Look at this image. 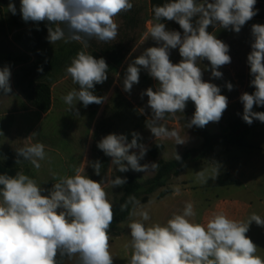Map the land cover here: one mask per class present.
I'll return each instance as SVG.
<instances>
[{"label": "clouds", "instance_id": "1", "mask_svg": "<svg viewBox=\"0 0 264 264\" xmlns=\"http://www.w3.org/2000/svg\"><path fill=\"white\" fill-rule=\"evenodd\" d=\"M256 3L257 0H203L199 4L196 0H171L153 7L154 17L147 35L159 46L148 47L127 66L123 90L130 93L133 85L139 83L141 68L157 81L155 90L149 87L141 93L142 98L145 95L148 98L152 123L147 127L155 137H176V144L185 142L159 121L166 115L183 113L189 100L194 103L195 112L186 123L187 128H203L209 122L220 121L228 107V98L221 94L220 87L202 79L197 62L207 59L212 77L222 78L219 69L230 64L232 58L229 46L207 29L218 23L223 29L239 33L257 15ZM132 7L131 0H20L19 12L25 22L48 21L50 43L77 41L87 47L88 40L93 38L105 43L115 40L119 27L115 18ZM8 11L15 15V4L10 2ZM164 20L175 21L182 33L168 30ZM251 34L252 50L247 63L253 77L250 86L255 91L244 92L239 97L243 104L242 119L249 125L254 119L264 123V112L253 111L254 105L264 106V24H253ZM177 48L182 59L174 64L170 50ZM66 72L79 86V90L73 89L62 97L69 110L77 102L85 108L105 102L104 97L93 91L97 84L108 79L104 58L97 59L80 51ZM10 77L9 67L0 69V91L4 94L12 91ZM226 87L229 91L233 89L230 82ZM139 139L136 132L132 133L130 143L125 135L111 133L102 137L97 147L121 173L129 169L137 172H146L149 167L156 169L157 163H140L148 149L138 143ZM44 149V144L34 143L16 151L39 169V161L46 156ZM131 149L139 152L130 154ZM176 159L181 158L177 155ZM92 166L99 176L101 163L96 161ZM215 171L217 177L219 168ZM196 176L200 183L206 184L209 179L203 171ZM56 179L49 194L42 195L44 189L22 171L14 176L0 174V264H60L58 256L75 257L77 264H113L109 228L114 211L104 182L81 175L79 168L72 176ZM109 183L112 187H122L127 178L116 176ZM174 191L178 194L179 187ZM128 203L139 202L134 196L129 197L120 206L122 211ZM130 215H138L140 219L132 220L127 226L132 249L127 264H264V258L256 255L257 246L246 235L252 222L264 227V218L256 213L247 222L215 213L206 224H201L193 220L194 204L185 202L182 212L174 213L163 225L146 224L150 219L147 211Z\"/></svg>", "mask_w": 264, "mask_h": 264}, {"label": "rangeland", "instance_id": "2", "mask_svg": "<svg viewBox=\"0 0 264 264\" xmlns=\"http://www.w3.org/2000/svg\"><path fill=\"white\" fill-rule=\"evenodd\" d=\"M10 2L15 4L17 9L15 15L8 11ZM131 2L132 9L122 12L115 18L119 26L115 40L105 43L93 38L88 40V46L85 47L83 43L77 41L59 40L50 43L47 39L50 26L48 21L25 22L19 12L20 0H0V69L9 67L12 89L7 94L0 91V126L5 128V125H10L5 121L15 116L17 122L13 125L34 132L33 142L45 145L46 156L39 161L41 167L38 171L43 176L42 181H46L44 186L47 193L52 188L50 184L53 180H57L59 176H72L75 174V169L79 168L81 175H87L97 182H104L107 198L114 205L121 196L123 186L112 187L110 180L116 176L123 178L125 173L136 175L140 181L155 175L156 169L151 167L146 172L131 169L124 173L117 171V166L112 164L111 158L97 147L98 141L108 134H123L130 143L132 133H139L138 143L148 149L145 157L140 160L142 165L157 163L159 159L172 160L176 154L187 150V145L194 142L195 138H199L194 126L192 128L186 126L190 120L186 114L194 112L193 107H185L183 113L178 112L175 116L166 115L162 121H159V124L169 131H175L179 139L185 141L183 144H176V137H155L151 133L147 127L152 123L151 110L147 107V96L142 98L141 93L149 87L155 90L157 81L151 78L145 69L141 68L139 83L133 85L130 93L123 90L127 66L148 47L159 46L147 35L151 24L147 20L144 1L131 0ZM51 26L55 28L57 25ZM60 27L64 28L63 25ZM65 32L67 33L66 28ZM80 51L91 54L97 59L104 58L108 64V79L103 84H97L93 90L95 95L105 98L104 103L93 104L92 113H96L94 117L89 115L88 108H85L81 102H77L75 107L69 110L70 106L62 100V97L73 89L79 90V86L74 84L67 74L66 68ZM181 59L178 48L170 50V60L174 64ZM40 81L46 82L51 90L52 104L46 113L35 110L31 98L33 84ZM226 114L229 113H223L224 116ZM22 118L25 123L20 122ZM250 133L252 137L262 134L264 126L256 127ZM250 140L252 138H244L243 143ZM159 141L164 144V149L158 159H153L149 155V150ZM132 152L138 153L139 149H131L130 154ZM210 156L212 154L198 163L216 166L217 163ZM96 161L102 165L99 176L95 174L92 166ZM198 163L188 165L186 170L169 180L171 195L158 200L160 191H157L150 196L149 203L139 205L133 212L147 211L150 219L145 222L146 224L163 225L174 213L182 212L185 202H192L196 211L193 220L200 223L202 211L209 204L205 200L213 201L215 196L221 197L223 192L206 186L212 183L214 172L202 169L197 165ZM199 171H203L204 175L209 177L206 184L197 181L196 173ZM189 180L190 184L182 183ZM175 187L180 189L178 194L174 191ZM135 219L140 217L130 215L119 226L125 233L123 237L110 238L109 251L113 257V264H127L130 259L132 249L130 229L127 226ZM70 264H77V258L74 257Z\"/></svg>", "mask_w": 264, "mask_h": 264}, {"label": "crops", "instance_id": "3", "mask_svg": "<svg viewBox=\"0 0 264 264\" xmlns=\"http://www.w3.org/2000/svg\"><path fill=\"white\" fill-rule=\"evenodd\" d=\"M143 1L148 23L151 24L154 17L152 11L153 7L163 4H159L158 0ZM168 2H171V0H164L163 3ZM202 2L203 0H196V3L198 4ZM255 8L258 10L257 15L252 20L248 21L239 33H236L231 29H223L218 23L211 25L207 29L209 33L216 35L217 39L222 40L229 46V55L232 58L230 64L219 69V71L223 73L222 78L212 77L211 65L207 59L197 62L198 66L202 69V79L205 82H211L220 87L221 94L228 98V107L225 112L229 114H226L225 116L222 115L219 122H209L205 126L206 128L204 127L210 134L228 133V124L238 120L243 115V104L239 97L244 92L250 94V81L253 79L250 75V68L247 63V56L252 50L251 44L253 42L251 27L256 23L264 24V0H257ZM196 19H198V17L194 18V24ZM162 22L165 23L167 29L170 31L176 30L181 33L183 31L175 21L166 20ZM40 82L46 83L44 81ZM229 82L233 85L231 91L226 87V84ZM92 106L93 104L89 105L87 108L89 115L94 117L96 113H92ZM186 107L195 108V105L189 100ZM253 111H258L256 105H254ZM5 122L10 125H5V128L0 126V165L22 171L24 174L34 179L37 184L44 189L42 195H48L52 188L47 193V189L44 186L46 181H42V174H40L38 169L34 170V166L30 161L24 160L23 157L18 156L16 151L35 143L33 142L35 135L33 134L34 132L31 133L27 130H22L23 127L19 129V127L13 125L17 122L15 116L7 118V121ZM20 122L25 123L26 121L22 118V121ZM250 135L251 133L245 138H252V140L244 143V146L242 147H236L227 151L220 147L215 148L210 158L217 163L216 166L199 164L197 162V165L202 169L214 172V177H216L215 170L219 168V174L216 179H213L212 183L206 186L217 188L223 192L221 197L215 196L213 201L205 200L209 204L202 211V217L200 220L201 224H206L208 219H210L215 213H223L228 218L240 222H247L252 213H256L264 218V133L258 134L254 137ZM201 144L202 141L197 137L194 142L187 145L186 148H199ZM162 145L164 149V144L162 143ZM182 153L176 154V157L177 155L180 156ZM176 157L174 159H176ZM18 159L19 162H16ZM55 182H57V180H53L50 187H53ZM190 182L191 181L189 180L182 183L187 185L190 184ZM226 183H229V185H226ZM202 188H204V185ZM124 234V231H122L119 237H123ZM246 235L257 246L256 255L264 258V227L258 226L255 222H252ZM73 258L70 259L67 257L61 264H70L72 263Z\"/></svg>", "mask_w": 264, "mask_h": 264}, {"label": "trees", "instance_id": "4", "mask_svg": "<svg viewBox=\"0 0 264 264\" xmlns=\"http://www.w3.org/2000/svg\"><path fill=\"white\" fill-rule=\"evenodd\" d=\"M164 0H158L159 4H164ZM166 21V20H164ZM255 91L253 86L250 87V94ZM31 98L34 108L41 113H46L51 108V90L46 83H34L32 86ZM257 112H264V106H257ZM193 112H187L186 116L192 118ZM243 116V115H242ZM242 116L228 126V133L226 134H210L204 127H195V131L202 141L199 148H191L185 150L180 155V160L174 159L171 161L158 160V167L153 177L140 181L134 174L125 173L124 177L127 178V183L122 188L121 196L113 205L114 218L109 228L110 238L118 237L122 231L119 226L123 224L130 216L136 207L139 205L147 204L150 202V196L157 191H160L157 199L161 200L171 194V189L168 186V182L171 178L176 177L182 172L188 165L194 164L202 160L207 155L213 154L215 148L221 147L224 150H230L233 147L244 146L243 139L250 133V131L256 127L264 126V123L259 120H253L251 125L247 124ZM163 151V145L161 142H156L149 150V155L153 159H158L160 153ZM16 172H20L15 168H8L0 165V174L7 173L8 175H15ZM229 185V183H226ZM135 197L139 203H128V207L125 210H121L120 206L125 204L129 197ZM67 257H57L60 264Z\"/></svg>", "mask_w": 264, "mask_h": 264}]
</instances>
